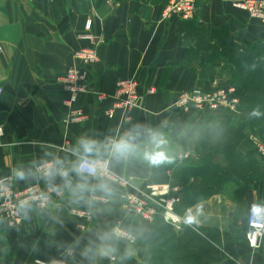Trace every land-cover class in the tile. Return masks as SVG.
<instances>
[{
    "label": "crops",
    "instance_id": "1",
    "mask_svg": "<svg viewBox=\"0 0 264 264\" xmlns=\"http://www.w3.org/2000/svg\"><path fill=\"white\" fill-rule=\"evenodd\" d=\"M233 1L196 0L194 19L181 21L163 18L168 0H0V178H7L13 187L38 181L59 192L47 206L23 204L17 225L0 218V264H33L34 259L53 257L63 258L65 264H101L110 258L99 255L104 244L116 249L111 264L149 262V239L159 225L168 226L175 236L192 228L203 237L201 228L211 237L209 243L233 264H264V238L253 252L244 241L249 204L264 203V157L253 155L259 164L258 176L242 194L245 215L239 227L233 220L222 219V205L234 203L219 193L188 203V195L197 193L202 180L197 174H183L186 167L200 163L197 152H202L204 141H211L200 137L199 125L212 127L225 121L237 125L236 118L247 111L239 94V116L238 112L214 113L175 105L178 93L193 86L234 85L224 81L227 72L221 67L228 64L226 56L206 59L208 51L195 46L188 23L217 33L222 29L228 48L251 47L261 58L264 76V23L233 8ZM88 17V32L103 40L96 47L97 59L82 64L72 55L93 47L81 37ZM209 42L214 45L217 40L211 37ZM76 66L87 71L88 91L68 106L62 79ZM129 77H135L142 95L138 107L129 111L131 120L126 121L121 111L107 117L116 80ZM93 92L106 98L97 101ZM70 107L82 109L86 119L66 121ZM261 128L257 135L264 143V124ZM132 133H137L136 150L118 157L113 141ZM153 135L163 141L162 150L170 163L152 165L144 159V152L153 147ZM82 139L95 142L91 153L80 148ZM249 142L244 138L236 146L239 155L251 151ZM83 157H108L109 169L120 181L78 173L74 169ZM213 161L223 165V154H214ZM45 162L66 171L67 177L38 172L36 166ZM16 171H23L25 178L16 176ZM161 187L168 191L165 196L147 200L154 211L151 220L141 218L124 200L125 194L145 196L150 188ZM172 195L179 198L174 215L184 219L179 229L161 218L159 199ZM72 208L86 210L89 219L75 216ZM190 216L193 223L187 222ZM115 226L130 233L133 243L115 236L102 241ZM88 248L92 251L85 255Z\"/></svg>",
    "mask_w": 264,
    "mask_h": 264
},
{
    "label": "built area",
    "instance_id": "2",
    "mask_svg": "<svg viewBox=\"0 0 264 264\" xmlns=\"http://www.w3.org/2000/svg\"><path fill=\"white\" fill-rule=\"evenodd\" d=\"M110 3V0H107ZM232 7L244 12L249 18L256 19L264 23V0H234ZM196 14V0H168L163 10V18L166 20L177 18L181 21L194 19ZM91 27V18L85 21L84 29L86 33L81 37L90 40L93 47L77 50L73 53L75 61L88 64L97 59L96 47L102 42L100 35L90 34L88 31ZM63 83L68 93V106L75 102L76 98L88 91V75L85 68L76 66L67 70L63 77ZM138 82L135 77L120 78L115 82V90L112 103L106 109L107 117L112 118L117 111L124 112V119L131 120L130 112L138 107L142 95L138 92ZM1 94V88H0ZM97 101H103L106 96L98 93H92ZM240 99L238 97L237 88L234 85L213 83L210 88H202L193 86L187 90L178 93L175 99V105L180 109L205 110L208 112H229L237 113ZM86 119V113L80 108L70 107V111L66 116V121L81 122ZM2 133L0 127V135ZM249 141L254 150L264 157V143L259 135H250ZM184 154L182 158H186ZM45 162L36 166V170L44 174L43 165ZM83 165L91 167L92 174L87 171L81 172L89 176L99 177L111 182H119L120 178L109 169L108 157L102 158H81L76 168ZM152 189V190H151ZM148 195L143 194H125L124 200L131 205L135 213L141 218L151 220L154 211L150 209L147 200H153L154 196L166 195L168 192L164 187L159 189L150 188ZM59 192L52 187H43L38 181L25 184L21 187H13L9 180L5 177L0 178V218L7 220L9 225H17L21 221L20 207L28 202H33L40 207L47 206L52 202ZM103 200V198H99ZM162 203L161 218L164 223L171 225L175 229H179L184 219L174 215V206L178 203L177 196H167L159 199ZM70 212L80 219H89V213L84 209L72 208ZM83 225V224H82ZM189 225V224H188ZM117 238L123 239L128 243H133V236L118 226L113 227L112 233ZM264 238V203H250L245 215V231L244 241L250 252L257 250ZM228 256V255H227ZM229 257V256H228ZM230 258V257H229ZM231 259V258H230ZM114 256L108 261L101 264H111L114 262ZM232 260V259H231ZM33 264H65V260L61 257H53L47 260L34 259Z\"/></svg>",
    "mask_w": 264,
    "mask_h": 264
},
{
    "label": "trees",
    "instance_id": "3",
    "mask_svg": "<svg viewBox=\"0 0 264 264\" xmlns=\"http://www.w3.org/2000/svg\"><path fill=\"white\" fill-rule=\"evenodd\" d=\"M187 26L189 27L188 33H192L196 29H203L202 27H198L192 23H188ZM220 31L223 30L221 29L219 32ZM215 46L212 51L213 55H215L217 49L221 50L218 45ZM226 51L228 54L232 53L233 55L232 57L230 56V58L226 57L228 64L232 65V61L235 59L233 57L238 55V50L236 51L234 49L227 48ZM238 57L240 60L235 65V69L238 74V82L235 84V87L237 88L240 99H242V102L247 107V110L251 111L255 108V104L257 108L260 107V98L264 97L262 62L260 56L253 49L244 53V55H239ZM241 128V126L231 125L227 121L220 122L216 126L212 127L201 125L197 127L196 130L198 131L200 137L210 139L211 141H204L202 152H197L201 156L200 163L195 166L186 167L184 170L183 174H197L202 180L197 193H191L188 195V203L201 201L219 193L222 181H225L228 176L232 178V181H235V184H241L244 186L248 185L254 179L253 175L258 173L259 169V164L253 156L255 153L247 151L244 155H239L235 149L236 146L244 139ZM217 152L223 154L224 156L223 165L220 163H214L213 161V156ZM217 173L224 176H218ZM200 230L202 231L201 233L203 234V237L192 228H184L177 236H175L168 226L159 225L156 227L154 233H152L149 239L151 261L140 263L132 261L131 264H175L177 260L172 259V253L178 252L179 248L185 249L189 246V243L197 239H202L203 241L204 239L207 241L210 239L207 233H205L201 228ZM212 246L214 247V245ZM217 252L213 251L214 254L210 253L215 255ZM200 255L201 257H205L206 255L208 257L210 254L200 253ZM233 263L234 262L228 260V264ZM191 264L214 263L197 262Z\"/></svg>",
    "mask_w": 264,
    "mask_h": 264
},
{
    "label": "rangeland",
    "instance_id": "4",
    "mask_svg": "<svg viewBox=\"0 0 264 264\" xmlns=\"http://www.w3.org/2000/svg\"><path fill=\"white\" fill-rule=\"evenodd\" d=\"M211 37H215L217 42L216 44L212 45L210 44L209 40L211 39ZM190 38L193 41V43L195 44V46L198 49H202L205 48V50H207L208 52H206L205 54V58L206 59H211L213 57L216 56H226L228 58H230V56L232 57V53H229L226 51L228 48L227 42V34L224 31H220V32H214L208 28H203V29H196L195 31H193L192 33H190ZM224 44V46H223ZM218 45L220 49H217L215 55H213L212 51L214 49V46ZM216 47V46H215ZM237 51V49H234ZM252 50L251 47H243L242 51H237L238 55L233 57L235 58L232 61V65H228L226 63H224V65L221 67V70H226L227 75L224 78V81L226 82H231L234 85L237 84L238 82V74L237 71L235 69V65L237 64V62L240 60V58L238 57L239 55H244V53H247L248 51ZM263 104L264 106V97L260 98L259 101V106H261ZM258 105V104H257ZM254 109H258L259 112L261 113L260 117H252L250 115V113L252 112V110H247L244 111V113L241 114L242 111L238 112V116L236 118V123H239L237 125H239V127L241 126V130H242V134L244 136V138H247L248 142H249V136L250 135H257L259 134V131L262 129L261 127L264 124V109L259 107L257 108L256 104L254 106ZM250 143V142H249ZM251 145V144H250ZM251 151L254 152L255 154H257V152L254 150V148L251 146ZM217 175L219 176H224L221 175L219 173H217ZM258 176V173H256L255 175H253V177ZM239 180V179H237ZM222 186H220L219 189V194L222 195V197L227 198L229 200H231L234 204L232 206H224L222 205L221 207V215H222V219L224 220H233L234 224L237 223L238 227L240 225V223H242V219L243 216L245 215L243 213V209H242V205H241V201H242V194L246 189V186H249L250 183L248 185H241V184H235V181H232V178H230V176L227 177V179L225 181H222L221 183ZM231 213V215H228V213ZM245 217V216H244ZM242 218V219H241ZM233 224L234 228H237L235 225ZM208 234V232H205ZM209 235V234H208ZM211 238V237H210ZM204 239V238H203ZM213 244L209 243V241H207L206 239H204V241L202 239H197L195 241H192L191 243H189V246L186 247L185 249H178V252H174L172 253V259L173 260H177V262L175 264H191V263H197V262H203V263H214V264H228V260L231 261V259L228 258V256L224 255L222 252H220V254L217 252L218 251V247L216 245H214V247L217 249H215L213 246ZM214 249V250H213ZM216 251L217 253H215V255H213V251ZM213 253V254H211ZM200 253H205V254H210L205 256V257H201Z\"/></svg>",
    "mask_w": 264,
    "mask_h": 264
},
{
    "label": "clouds",
    "instance_id": "5",
    "mask_svg": "<svg viewBox=\"0 0 264 264\" xmlns=\"http://www.w3.org/2000/svg\"><path fill=\"white\" fill-rule=\"evenodd\" d=\"M250 115L252 117L258 118L260 117L261 113L259 112L258 109H253ZM136 139H137V133H132L124 137H121L119 140L113 141L112 143L113 152L118 157H124L130 153H133L136 150V144H135ZM151 144L153 145V147L150 150L144 152V159L148 163L152 165H159L162 163L171 162L170 157L167 155L165 151L162 150L163 141L160 140L159 137H157L156 135H153L151 137ZM79 145H80V148H82L85 153H91L95 147V142L88 140V139H82L79 141ZM57 163H59V161H57ZM42 167L44 169L45 176L52 177L56 174H59L63 177H67L66 171L60 170L52 163H46ZM74 170L77 171L78 173L87 171L89 174H92V171H93L91 167L86 168L83 165H81L78 168H75ZM15 175L18 176L20 179L25 178V173L23 171H16ZM78 188L82 190L83 186H78ZM187 222L193 223L194 218L191 216L188 217ZM114 235H116L115 232H113L111 235H105L101 237V240L102 241L110 240L112 239V236ZM91 251L92 249L88 248L85 250L84 254L88 255V253H90ZM115 251L116 249L112 247L111 245L104 244L99 248V255L111 257Z\"/></svg>",
    "mask_w": 264,
    "mask_h": 264
}]
</instances>
